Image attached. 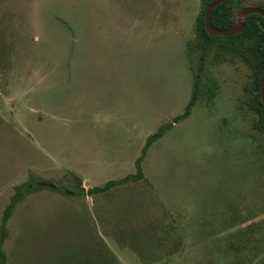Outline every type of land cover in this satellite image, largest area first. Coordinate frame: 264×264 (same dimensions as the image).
<instances>
[{"label":"rangeland","instance_id":"rangeland-1","mask_svg":"<svg viewBox=\"0 0 264 264\" xmlns=\"http://www.w3.org/2000/svg\"><path fill=\"white\" fill-rule=\"evenodd\" d=\"M200 11L0 0L4 264H264V133L240 58L213 64L215 95L150 147L145 179L89 192L135 173L147 138L185 111Z\"/></svg>","mask_w":264,"mask_h":264},{"label":"trees","instance_id":"trees-1","mask_svg":"<svg viewBox=\"0 0 264 264\" xmlns=\"http://www.w3.org/2000/svg\"><path fill=\"white\" fill-rule=\"evenodd\" d=\"M216 0H201V11L198 14L194 32L189 38L186 46L187 58L193 75V87L191 99L182 114L177 115L174 121L162 124L146 140L142 153L136 160V172L126 175L120 179L107 181L105 184L96 186L89 190L94 192H107L114 186L122 185L131 181L145 179L143 171V161L146 158L150 147L173 127L175 122H179L191 115L193 107L205 94L213 97L217 84L212 77L213 64L234 62L236 58L242 59L253 71L251 81L252 98L248 105L257 113L258 119L255 128L264 133V103L260 96L261 80L264 75V17L260 14H251L245 21V28L233 36L210 35L207 32L206 10L207 6ZM245 0H226L217 6L211 16V23L218 29L231 28L237 19L238 10L246 7ZM264 9V5L258 6ZM41 184H39L40 186ZM18 194L13 198L7 207L5 217L14 208L22 189L18 188ZM24 192V191H23ZM4 237L0 239V248ZM0 264H4V255L0 249Z\"/></svg>","mask_w":264,"mask_h":264},{"label":"water","instance_id":"water-1","mask_svg":"<svg viewBox=\"0 0 264 264\" xmlns=\"http://www.w3.org/2000/svg\"><path fill=\"white\" fill-rule=\"evenodd\" d=\"M225 1L226 0H216L207 6V10L205 14V17H206L205 26H206L207 32L210 35L233 36V35L240 33L245 28V21L249 15L260 14L261 16L264 17V9L260 7H254V6H246L242 10H240V12L237 15L236 22L231 28L218 29L212 25L211 16H212L214 9ZM260 96L264 103V75L261 80ZM41 185H49L51 187H55V185L48 184V183H44V184L42 183Z\"/></svg>","mask_w":264,"mask_h":264},{"label":"flooded vegetation","instance_id":"flooded-vegetation-1","mask_svg":"<svg viewBox=\"0 0 264 264\" xmlns=\"http://www.w3.org/2000/svg\"><path fill=\"white\" fill-rule=\"evenodd\" d=\"M38 183H39V184H42L41 182H38ZM43 184H44V183H43ZM41 186H44V185H41ZM53 188L56 189V190L61 189L60 186H56V185H55V187H53ZM66 191H67V190H66ZM66 191H65V192H66ZM17 194H18V191H16V195H17ZM72 194L74 195V192H73ZM16 195H15V196H16Z\"/></svg>","mask_w":264,"mask_h":264},{"label":"crops","instance_id":"crops-1","mask_svg":"<svg viewBox=\"0 0 264 264\" xmlns=\"http://www.w3.org/2000/svg\"><path fill=\"white\" fill-rule=\"evenodd\" d=\"M184 50H185V49H184ZM186 63H187V61H186ZM189 65H190V64H189ZM159 127H160V126H159ZM159 127H158V128H159Z\"/></svg>","mask_w":264,"mask_h":264}]
</instances>
